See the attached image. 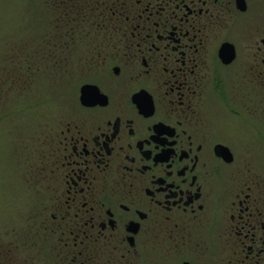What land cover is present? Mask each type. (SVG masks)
Masks as SVG:
<instances>
[{
    "label": "flooded vegetation",
    "instance_id": "af4514ba",
    "mask_svg": "<svg viewBox=\"0 0 264 264\" xmlns=\"http://www.w3.org/2000/svg\"><path fill=\"white\" fill-rule=\"evenodd\" d=\"M66 10L68 61L93 54L42 142L36 238L73 264H264V191L234 148L263 125L264 0Z\"/></svg>",
    "mask_w": 264,
    "mask_h": 264
},
{
    "label": "rangeland",
    "instance_id": "374dc122",
    "mask_svg": "<svg viewBox=\"0 0 264 264\" xmlns=\"http://www.w3.org/2000/svg\"><path fill=\"white\" fill-rule=\"evenodd\" d=\"M69 1L0 0V264H73L58 257L62 246L44 239L42 225L36 238L31 218L32 206L46 199L44 192L37 195L34 183L42 142L75 101L81 82L75 74L90 71L79 56L93 54L79 45L68 61ZM83 30L80 26L78 32ZM262 115L257 137L248 136L249 125L247 137L234 148L235 168L249 179L257 176L254 182L264 191Z\"/></svg>",
    "mask_w": 264,
    "mask_h": 264
},
{
    "label": "water",
    "instance_id": "95a60500",
    "mask_svg": "<svg viewBox=\"0 0 264 264\" xmlns=\"http://www.w3.org/2000/svg\"><path fill=\"white\" fill-rule=\"evenodd\" d=\"M83 95H84V93H83ZM84 97V96H83Z\"/></svg>",
    "mask_w": 264,
    "mask_h": 264
}]
</instances>
